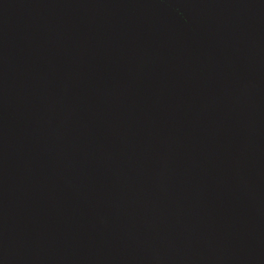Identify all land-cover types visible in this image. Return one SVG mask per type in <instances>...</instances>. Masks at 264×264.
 Wrapping results in <instances>:
<instances>
[{
    "label": "water",
    "instance_id": "1",
    "mask_svg": "<svg viewBox=\"0 0 264 264\" xmlns=\"http://www.w3.org/2000/svg\"><path fill=\"white\" fill-rule=\"evenodd\" d=\"M0 264H264V0H0Z\"/></svg>",
    "mask_w": 264,
    "mask_h": 264
}]
</instances>
